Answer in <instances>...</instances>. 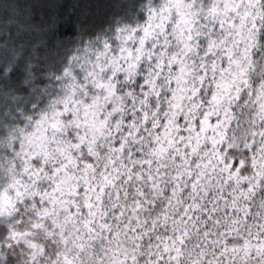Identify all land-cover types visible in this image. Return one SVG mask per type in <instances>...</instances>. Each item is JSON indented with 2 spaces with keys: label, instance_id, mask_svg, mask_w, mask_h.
<instances>
[{
  "label": "clouds",
  "instance_id": "9594fccd",
  "mask_svg": "<svg viewBox=\"0 0 264 264\" xmlns=\"http://www.w3.org/2000/svg\"><path fill=\"white\" fill-rule=\"evenodd\" d=\"M0 264H264V0H0Z\"/></svg>",
  "mask_w": 264,
  "mask_h": 264
}]
</instances>
